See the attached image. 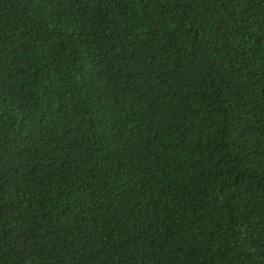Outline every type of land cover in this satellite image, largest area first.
Returning <instances> with one entry per match:
<instances>
[{
  "label": "trees",
  "instance_id": "trees-1",
  "mask_svg": "<svg viewBox=\"0 0 264 264\" xmlns=\"http://www.w3.org/2000/svg\"><path fill=\"white\" fill-rule=\"evenodd\" d=\"M0 264H264V0H0Z\"/></svg>",
  "mask_w": 264,
  "mask_h": 264
}]
</instances>
